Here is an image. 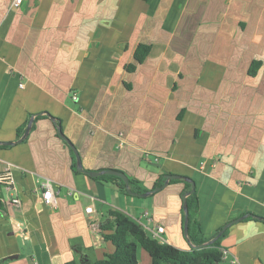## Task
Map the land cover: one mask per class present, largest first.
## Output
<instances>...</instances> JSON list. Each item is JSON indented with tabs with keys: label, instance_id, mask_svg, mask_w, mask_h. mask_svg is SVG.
<instances>
[{
	"label": "crops",
	"instance_id": "0c3cea01",
	"mask_svg": "<svg viewBox=\"0 0 264 264\" xmlns=\"http://www.w3.org/2000/svg\"><path fill=\"white\" fill-rule=\"evenodd\" d=\"M11 3L0 0V172L11 167L20 205L0 186V264L99 260L114 251L99 230L110 210L190 248L186 181L125 195L78 172L57 128L86 172L121 171L147 192L165 174L192 180L206 239L254 215L228 227L219 264H264V0Z\"/></svg>",
	"mask_w": 264,
	"mask_h": 264
},
{
	"label": "trees",
	"instance_id": "16d2710c",
	"mask_svg": "<svg viewBox=\"0 0 264 264\" xmlns=\"http://www.w3.org/2000/svg\"><path fill=\"white\" fill-rule=\"evenodd\" d=\"M149 50L150 46L139 44L134 53L135 61L141 63L146 58ZM129 69H133V66H129ZM3 147L6 146L4 145ZM100 177L114 180L118 189L123 194H128L120 178L112 175H102ZM163 182L164 175L160 177V180L154 185L153 189L161 188ZM135 184L134 181L129 179L131 192L137 194L147 192L144 189L135 187ZM184 185L183 193L187 194L185 202L189 250H181L168 243L159 242L150 237L137 221L119 211L110 210L107 221L100 225L99 230L104 241L111 243L114 251L96 261H89L83 258L82 264H138V249H142L148 254L150 264H219L223 258L221 241L226 236L227 230L212 243L194 248L213 239L222 227L216 231L211 239L204 237L198 218V197L194 182L189 179ZM260 219L263 220L264 218ZM65 264L77 263L69 261Z\"/></svg>",
	"mask_w": 264,
	"mask_h": 264
},
{
	"label": "water",
	"instance_id": "95a60500",
	"mask_svg": "<svg viewBox=\"0 0 264 264\" xmlns=\"http://www.w3.org/2000/svg\"><path fill=\"white\" fill-rule=\"evenodd\" d=\"M40 114H44L47 117L51 118V116L48 113H40ZM32 122H33V117H32V119L29 120L28 126L26 128V131H25L23 137L20 140H18L17 142H20L21 140H23L26 137V134L30 130V127L32 125ZM57 134H58V136L61 139H63L68 144V146L70 147V149L73 151V153H74V155L76 157V160H77V168L76 169H77L78 172L85 173V174H87V175H89L91 177H95V176H98L100 174H107V175H112V176L118 177V178H120L123 181L127 193L129 195H132V196L147 197L151 193H156L159 190V188H156V189H153L150 192H146V193H142V194H137V193L131 192L130 186H129V178H128V176L124 172L117 171V170H112V169L103 170V171H100V172H86V171H84L83 168H82V166H81L80 157H79V155H78V153H77L74 145L64 136V134L62 133V131H61L60 128H57ZM2 144H9V145H11L13 143H2ZM164 179H165V181L163 183V186H166L167 183L169 182V180L182 179V180H184L186 182L189 181V179H187L185 177H182V176H179V175H170V174H165L164 175ZM186 196H187V194H183L181 196V198H182V207H183V212H184L183 235H184V238L188 241L187 211H186V202H185ZM246 217H254V215H252V214H246V215H244L242 217H239V218H237L235 220H232V221L226 223L224 226H222L221 230L217 233V235L213 239L209 240L208 242H206L203 245H200V246H197V247H194V248L203 247L205 245H208V244L212 243L214 240L218 239L224 233V231L228 229L229 226H231L232 224H234L236 222H239V221L245 219ZM255 218L260 219L259 217H255ZM263 221H264V219H263ZM191 248H193V247L191 246Z\"/></svg>",
	"mask_w": 264,
	"mask_h": 264
},
{
	"label": "built area",
	"instance_id": "2783aa9c",
	"mask_svg": "<svg viewBox=\"0 0 264 264\" xmlns=\"http://www.w3.org/2000/svg\"><path fill=\"white\" fill-rule=\"evenodd\" d=\"M22 2L23 0H12V3H11L12 9H18L21 6ZM72 99L74 100L77 99L75 93L72 95ZM0 186L3 187V189L7 191L10 202L16 206H19L20 200L15 190L13 172L10 166H7L5 169H3L2 172H0ZM40 188L43 190L41 197H42L44 204L49 207H54L56 205V200L52 193L50 183L48 181L40 182ZM85 210L87 213L92 212L91 207H87ZM144 216L148 217L149 213L145 212ZM163 231H164L163 227L157 226L156 230L152 233L153 235L152 238L163 243L164 241L161 238V234L163 233Z\"/></svg>",
	"mask_w": 264,
	"mask_h": 264
},
{
	"label": "rangeland",
	"instance_id": "374dc122",
	"mask_svg": "<svg viewBox=\"0 0 264 264\" xmlns=\"http://www.w3.org/2000/svg\"><path fill=\"white\" fill-rule=\"evenodd\" d=\"M138 253H141L142 255H146L147 256V253L144 252L142 249H138ZM140 260H142V257H141Z\"/></svg>",
	"mask_w": 264,
	"mask_h": 264
}]
</instances>
